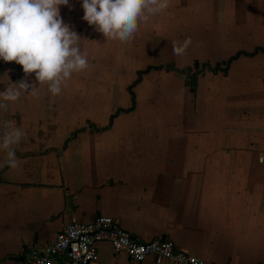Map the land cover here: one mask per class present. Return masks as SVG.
Listing matches in <instances>:
<instances>
[{
    "label": "crops",
    "instance_id": "obj_1",
    "mask_svg": "<svg viewBox=\"0 0 264 264\" xmlns=\"http://www.w3.org/2000/svg\"><path fill=\"white\" fill-rule=\"evenodd\" d=\"M83 14L81 0L60 6L90 67L59 96L0 60V91L26 80L37 92L0 112L26 134L15 146L19 168L0 151V264H19L62 224L99 214L208 264H264V0H170L127 43L106 40ZM186 38L185 54L174 55L172 42ZM238 52L225 74L203 68L195 92L184 74L148 70L133 105L129 86L148 66L195 72L196 61L222 66ZM158 108L168 120H153ZM97 249L95 264H169L153 255L135 263L107 242Z\"/></svg>",
    "mask_w": 264,
    "mask_h": 264
},
{
    "label": "clouds",
    "instance_id": "obj_2",
    "mask_svg": "<svg viewBox=\"0 0 264 264\" xmlns=\"http://www.w3.org/2000/svg\"><path fill=\"white\" fill-rule=\"evenodd\" d=\"M62 5H69V0H0V60L15 61L26 76L34 73L52 96L62 93L73 74L90 67L80 36L60 15ZM81 7L82 19L106 40L127 43L142 24L168 10L170 0H81ZM190 44V38L182 44L173 41L174 55L183 56ZM34 85L21 80L0 91V112H7L9 103L19 100L22 92L37 95ZM24 139L25 132L10 120L0 122V151L10 169L20 166L15 146Z\"/></svg>",
    "mask_w": 264,
    "mask_h": 264
},
{
    "label": "built area",
    "instance_id": "obj_3",
    "mask_svg": "<svg viewBox=\"0 0 264 264\" xmlns=\"http://www.w3.org/2000/svg\"><path fill=\"white\" fill-rule=\"evenodd\" d=\"M101 242L110 244L115 252L125 253L135 263L153 255L157 262L165 260L169 264H208L181 250L168 238L141 240L118 220L103 214L85 223L72 220L62 224L49 243L23 249L19 264H95L99 259L97 246Z\"/></svg>",
    "mask_w": 264,
    "mask_h": 264
},
{
    "label": "trees",
    "instance_id": "obj_4",
    "mask_svg": "<svg viewBox=\"0 0 264 264\" xmlns=\"http://www.w3.org/2000/svg\"><path fill=\"white\" fill-rule=\"evenodd\" d=\"M257 50H259V48H257V49L253 52V54H254ZM240 54H242V52H238V53L235 54L233 57H231V58L228 59L227 61L223 62V65H222V66L220 65V63H216V64H214V65H211V64H209V63H207V62H204V63H202V64L200 65V63L196 61V62L194 63V67H195V70H196L195 72H191V68H190V67H185V68H183V69H177V68L174 66V64H172V63H167V64H165L164 66H154V65H153V66H148L146 69H144V70L138 72V77H137L136 81H134V82L129 86V92H130V94H131V96H132L133 105L135 104L134 93H133V90H132L133 85H134V84L140 79V77H141V75H142L143 73L147 72L148 70H150V69H152V68H153V69H159V68L164 67V68L167 69V70H175V71H177V72H179V73H181V74H184V75H185V79H186V83H187V85L189 86L191 92H195V90H196V76H197L198 73H201L204 69H208V70H211V71L214 72V73H216V72H218V71H221L222 73L225 74V73L227 72V69H228V66H229V63L231 62V60L234 59L235 57H237V56L240 55ZM199 66H201L200 69H199ZM203 68H204V69H203ZM130 109H131V108H128V109H125V110H123V109H118V110L116 111V113H117V112H120V111H128V110H130ZM116 113L113 114L111 117H114V116L116 115ZM75 133H76V131L73 132V134H72L71 137H73V136L75 135ZM24 154L26 155L27 153H24ZM24 154H22V155H24Z\"/></svg>",
    "mask_w": 264,
    "mask_h": 264
},
{
    "label": "rangeland",
    "instance_id": "obj_5",
    "mask_svg": "<svg viewBox=\"0 0 264 264\" xmlns=\"http://www.w3.org/2000/svg\"><path fill=\"white\" fill-rule=\"evenodd\" d=\"M154 92V91H153ZM162 103V105L164 104L163 102H161ZM161 103L159 104V107H160V105H161ZM159 109V108H158ZM154 110L155 109H153V117H155V118H153V120H157V121H159V122H161V121H165V120H168V117H169V112L167 113V111H164V109H159V110H157L158 111V116H162L161 118L159 117H157V113H155L154 112ZM163 110V111H162ZM183 114H184V112H178L177 113V115H180V117L181 116H183ZM206 115V114H205ZM208 115H211V114H208ZM157 118V119H156ZM163 119V120H162ZM213 119H214V117H213ZM206 123L207 124H210V123H213V121H211V120H209V119H206Z\"/></svg>",
    "mask_w": 264,
    "mask_h": 264
},
{
    "label": "water",
    "instance_id": "obj_6",
    "mask_svg": "<svg viewBox=\"0 0 264 264\" xmlns=\"http://www.w3.org/2000/svg\"><path fill=\"white\" fill-rule=\"evenodd\" d=\"M165 239V236H161V240H164Z\"/></svg>",
    "mask_w": 264,
    "mask_h": 264
}]
</instances>
